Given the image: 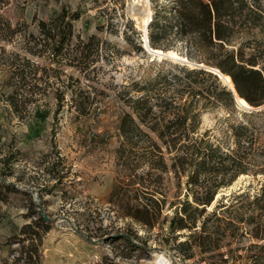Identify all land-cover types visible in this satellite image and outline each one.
Masks as SVG:
<instances>
[{"label": "rangeland", "instance_id": "1", "mask_svg": "<svg viewBox=\"0 0 264 264\" xmlns=\"http://www.w3.org/2000/svg\"><path fill=\"white\" fill-rule=\"evenodd\" d=\"M166 1L0 0V181L3 185L0 264L20 263L15 261L21 248L19 239L23 237L20 229L39 215L52 219L51 228L42 236L40 264H159L164 254L174 264L250 263L246 255L256 249L246 248L260 241L247 233L251 226L246 223L238 222L241 229L228 239L230 243L210 253H201L190 237L193 230L198 231L203 216L196 218V227L192 230L170 231V218L179 210L185 193L184 184L178 183L170 169L153 170L143 176L161 201L160 211L154 209L152 226L126 216L120 205L122 201L109 202L113 186H124L129 173L122 164L124 158L120 159L116 152L122 140L118 123L122 114L129 111L121 94L124 88L135 95L131 83L142 85L158 72L168 77L175 73L183 76L176 62L189 67L204 65L186 56L179 39L162 42L170 45L178 55L176 58L152 53L144 46L146 39L149 43L148 21L154 9ZM249 2L264 13V0ZM62 6L80 12L73 25L72 45L77 42V36L86 40L95 34L100 39L99 56L90 67L95 66V69L89 76L75 67L61 65L57 68L61 71L59 79L64 83L69 82L68 75L72 76V89L76 92L79 87L87 88L91 95L97 94L88 113L80 116L69 101V90L65 91L66 102L56 112L55 93L60 84L56 77L51 78L54 82L51 86L39 84L41 89L34 95L37 100L24 101L16 95V104L12 105L8 98L18 83L16 71L24 65L22 57L40 67L56 66L45 56L30 55L24 45L30 34L38 35L37 21L48 20ZM131 25L134 29L129 30ZM126 34L129 41L125 40ZM248 36L241 34L229 47L237 46ZM41 73L39 70L37 76ZM22 93L29 97L26 91ZM242 108L245 107L237 105L238 111ZM223 114L220 108L203 112L199 131L212 128L217 135L223 126L218 117ZM238 116L234 113V117ZM148 132L155 138L154 133ZM165 158L169 164V156ZM146 171L144 163L135 173ZM184 179L181 177V181ZM263 181L262 175L239 176L231 185L219 189L216 201L207 206L206 213L219 203L228 205L238 201L233 195L244 193L249 197L242 204L236 203L232 213L222 212V208L217 207L222 217H230L236 223L237 213L248 211V201L259 191ZM137 193L139 201H146L140 191ZM133 195V190L127 192V197ZM150 204L157 207L153 202ZM228 249H236L234 253L241 257L222 262L216 253L228 254Z\"/></svg>", "mask_w": 264, "mask_h": 264}, {"label": "trees", "instance_id": "2", "mask_svg": "<svg viewBox=\"0 0 264 264\" xmlns=\"http://www.w3.org/2000/svg\"><path fill=\"white\" fill-rule=\"evenodd\" d=\"M79 17L78 10L71 11L62 6L48 20L37 21L38 35L30 34L24 49L30 55L45 56L56 66L40 67L22 57L25 66L17 69L18 83L8 97L12 105L16 104V95L24 101L37 100L34 95L41 89L39 84L51 86L54 83L51 78L56 77L60 83L55 93L56 112L66 102L65 91L69 90V101L78 115L88 113L97 94L91 95L87 88L79 87L76 92L72 89V76L68 75L69 82L64 83L59 79L61 71L57 69L61 65L75 67L84 76H89L95 69V66L90 67L99 56L100 39L97 35L91 34L86 40L77 36V42L72 45L73 25ZM148 28V44L152 48L173 51L168 43L162 42L179 39L184 44L186 56L205 66L189 67L176 62L183 76L175 73L168 77L158 72L142 85L131 83L135 95L124 88L121 94L129 111L122 114L118 123L122 140L116 152L120 159L124 158L122 164L129 173L124 186H113L109 202L122 201L120 205L126 216L152 226L154 209L160 211L161 201L154 196L157 191L150 189V183H146L143 176L150 175L153 170L165 172L170 169L185 188L180 208L170 218V231L192 230L196 227V218L203 216L198 231L193 230L190 237L201 253H210L222 244L230 243L228 239L235 237L241 229L238 222L246 223L251 226L247 233L260 241L247 246L246 249L256 250L246 255L251 260L246 264L264 263V181L248 201V211L237 213L236 223L230 217H222L217 207L222 208V212L232 213L236 203L242 204L249 197L244 193L233 195L239 198L238 201L228 205L219 203L206 213L219 189L231 185L239 176H264V107L238 111L235 101L236 93L249 106L264 104V13L249 0H167L154 9ZM131 29H134L132 25ZM241 34L249 36L237 46L229 47ZM125 40L129 41V35L126 34ZM207 66L228 75L235 93ZM39 70L42 73L37 76ZM23 91L29 97H24ZM215 108L224 111L218 117V122L223 123L220 132L216 135L212 128L200 132L201 114ZM236 112L237 118L234 117ZM145 129L154 133L155 138ZM144 163L147 171L139 175L135 173ZM160 177L157 175L156 178ZM181 177L185 179L181 181ZM2 189L0 181V192ZM122 189L124 196L120 195ZM130 190L134 195L127 197ZM139 191L146 201L138 200ZM219 199L222 202V197ZM152 202L157 207L151 205ZM51 226L52 219L43 215L24 224L20 229L23 235L19 239L21 248L15 261L40 264L42 236ZM235 250L228 249V254L219 252L216 256L224 263L229 259L237 260L241 255L234 253Z\"/></svg>", "mask_w": 264, "mask_h": 264}, {"label": "bare ground", "instance_id": "3", "mask_svg": "<svg viewBox=\"0 0 264 264\" xmlns=\"http://www.w3.org/2000/svg\"><path fill=\"white\" fill-rule=\"evenodd\" d=\"M144 24H145V23H144ZM144 46H145L150 52L155 53V54H158V55H165V56H167V57H172V58H176V57H178L177 53L174 52V51H166V52H164V51H162V50H160V49L152 48L151 46L148 45V43H147V39H146V43H145ZM164 53H165V54H164ZM210 70H211V71L214 70V72H217L218 69H216V68H210ZM220 76H221V79L224 78V80H223L224 83H227L229 87L233 88L232 81H231V79H230V77H229L228 75H224V77H223V75L220 74ZM239 101H240V104H241L243 107H245V106H249L248 103H247L244 99L240 98ZM162 260H163V259H162ZM162 260H161V261H162Z\"/></svg>", "mask_w": 264, "mask_h": 264}, {"label": "water", "instance_id": "4", "mask_svg": "<svg viewBox=\"0 0 264 264\" xmlns=\"http://www.w3.org/2000/svg\"><path fill=\"white\" fill-rule=\"evenodd\" d=\"M146 26H147V24H146ZM147 38V37H146ZM213 73H215V74H217L218 75V77L221 79V76H220V74H222L219 70H217V72H214V70L212 71ZM223 75V77H224V74H222ZM222 80H224V78H222ZM224 84H226L227 86H228V84L227 83H224ZM229 87V86H228ZM234 93H235V90H234V87L233 88H231V87H229ZM240 97H238L237 95H236V93H235V101H236V103L238 104V105H240V106H242L241 104H240ZM264 106V104L263 105H261V106H258V107H253V106H245V108H249V109H254V110H258V109H261L262 107ZM243 107V106H242ZM44 217L45 218H47V216L46 215H44Z\"/></svg>", "mask_w": 264, "mask_h": 264}, {"label": "built area", "instance_id": "5", "mask_svg": "<svg viewBox=\"0 0 264 264\" xmlns=\"http://www.w3.org/2000/svg\"><path fill=\"white\" fill-rule=\"evenodd\" d=\"M159 264H174V263L167 255L164 254L163 260Z\"/></svg>", "mask_w": 264, "mask_h": 264}]
</instances>
